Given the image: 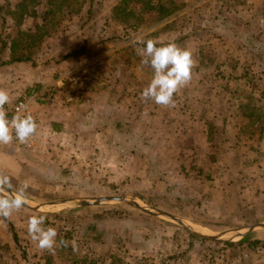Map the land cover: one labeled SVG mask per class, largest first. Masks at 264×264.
<instances>
[{
  "label": "rangeland",
  "instance_id": "1",
  "mask_svg": "<svg viewBox=\"0 0 264 264\" xmlns=\"http://www.w3.org/2000/svg\"><path fill=\"white\" fill-rule=\"evenodd\" d=\"M36 1L38 3L34 5L33 11L38 17L35 18L32 14L26 13L27 15L25 14L20 22L22 0H0L2 9L0 47H16L15 52L13 51V59L16 56L27 55H31L32 59L34 57L40 59L45 53V57L49 55L61 57V47L76 49L87 45L89 50L85 56L69 58L61 67L57 66L55 69H58L57 73L62 76V79H66V84L69 83L68 90L71 97L67 103L80 105V113L82 117L87 116V120L90 117L89 111L92 110V113L96 115L92 116V119L96 118L95 124L91 126L93 130L103 124L97 120L99 116L109 119V122L111 120L109 117H114V124L120 125V108L118 111L111 112L105 108L104 101L93 102L90 95L94 93L93 91L101 93L106 85L113 86L114 91L120 90L121 76L124 74L125 78H129L131 75L123 66L122 59L125 56H128V62L133 66L132 71L137 73V76L145 80L151 76V68L141 64L140 49L136 50L137 47H143L137 42L138 38L155 39L162 43L175 42L182 48L190 49L193 56L201 54L217 59L215 57L218 52L201 51L203 45L197 38L200 36L199 33L196 37L172 35L173 29L177 28V26L172 28V14L162 17L158 11L150 10L152 6L156 8L159 2H164L169 7L171 4L172 9L173 1L179 10H183L186 8L184 5L192 8L207 5L209 0H96L91 7L90 2L87 1L81 11L76 0H67L66 6L69 4L70 9L58 8L59 11L55 17L57 23L53 27L46 26L48 34L44 35L40 42L35 43V40L27 35H40L37 28L41 25V17L48 8L47 0ZM180 23L187 24L183 21ZM213 38H216V35ZM196 43L199 48L195 49ZM30 47L33 48L30 49ZM138 62L144 70L139 67ZM55 69L51 68V71L56 73ZM213 69L212 64H205L202 69L204 78L199 80L196 90L200 88L201 91L210 94L220 88V83L208 79L215 73L216 77L221 79L219 78L220 67L218 66L215 72ZM111 72L112 83H102L101 78H109ZM194 74L193 68L192 76ZM148 84V82L144 83L142 87L145 88ZM127 86L136 91L135 83ZM185 87L187 86L181 89ZM129 88L126 91L133 93ZM40 91L36 93L40 95ZM26 96L28 93L23 97ZM256 105L264 107V101ZM132 126L128 124L123 128L122 133L118 132L119 135L116 137L125 142L138 141L136 136L131 138ZM134 132L136 133V130ZM110 138L114 137L111 135ZM116 141L115 139L114 142ZM134 143L131 146H136ZM150 144L145 141V144H139L137 149L144 151L146 156L154 151H160V142L155 147ZM212 150L214 149L211 145L208 153L204 152L208 155L204 162L207 168L213 169L210 170L213 179L204 177L203 183L188 181L184 186H180L181 195L178 199L176 198L178 192L170 193L172 171L164 163L157 164L152 174L141 172L139 176L132 173L128 179H125L119 167L107 170L104 166L97 164L100 167L98 170L74 163L65 168L40 155L30 157L28 154L27 156L17 153L20 152L17 150L0 149V174L11 177V190L18 192L24 189L25 198L37 204L64 199L92 200L129 196L149 206L186 218L205 234H217L249 226L241 218L240 220L238 218L240 222L237 224L236 218L241 210L250 209L251 206L255 207L253 211L255 215L252 216L251 222L253 219L256 223L250 226L263 222L264 154L259 157L251 154L249 158L253 156L254 162L252 161V164L247 167L239 164L238 157L228 164H218L223 163V160ZM251 152L253 150L249 153ZM213 153L215 155L213 159L218 162L216 165H213V159L206 161ZM51 159H57V157H51ZM218 165L220 173H225L224 177L229 174L230 178H234L230 186L229 184L221 185L219 182ZM147 166L146 164L145 169ZM189 166L194 169L197 165L188 164ZM195 174H197L196 171ZM195 174L192 175L196 176ZM211 189L224 192L226 197L210 194ZM160 190L165 193L158 194L157 191ZM236 195H241L238 196V204ZM0 197L3 196L0 195ZM248 213L251 215L250 211ZM34 215L44 216L45 226L57 229V245L54 250L41 249L29 235L28 221ZM10 224L14 226L13 230ZM15 236H17L16 244L13 241ZM191 236L194 235L165 219L128 205L106 204L79 209L65 206L55 213L37 212L23 206L8 217L0 215V264H70L71 261H79V264H185L191 260L190 253L200 254L193 257L191 264H264V247L260 246L253 251L247 243L256 240L264 241V230L255 231L236 243L208 240L201 242L199 240L201 238ZM227 244H233V246ZM2 252L7 256H4ZM187 253L190 257H186ZM135 258L137 259L134 260Z\"/></svg>",
  "mask_w": 264,
  "mask_h": 264
},
{
  "label": "crops",
  "instance_id": "2",
  "mask_svg": "<svg viewBox=\"0 0 264 264\" xmlns=\"http://www.w3.org/2000/svg\"><path fill=\"white\" fill-rule=\"evenodd\" d=\"M209 1H206L209 2L207 5L192 8L184 5L186 8L172 15V28L177 26L172 35L196 37L199 33L197 38L203 45L201 51L218 52L216 60L201 54L193 56L195 74L187 87L175 94V106L158 105L142 98V84L150 82L152 71L148 80L140 78L132 71L133 66L128 62V56L122 60L127 73L131 75L129 78H125L124 74L121 76L119 91H114L113 86L109 85L103 87L104 93L91 89L95 93L90 95L93 102L104 101L105 108L111 112L120 108V125L114 124V117H109V122V119L99 116L97 120L103 124L93 130L91 126L95 124L96 118L92 119V116L96 115L92 110L89 111L90 117L87 120V116L82 117L80 113V105L67 103L71 97L69 83L66 84V79H62L55 68L61 67L69 59L66 55L72 51L71 47H61V57H45V53L40 59L34 57L22 62L13 61V47H4V50L0 47V89L7 90L11 97L9 105L4 106L5 109H11L36 85L42 88L40 95L49 89L54 92L51 102L46 105L38 102L32 106L34 118L38 122L36 148L33 151L0 149L17 150L20 151L17 153L28 154L30 157L40 155L65 168L74 163L98 170L100 167L97 164L107 170L119 167L125 179L132 173L139 176L141 172L152 174L157 164L164 163L172 171L170 193L178 192L177 199L181 195V185L184 186L188 181L203 183L204 177L207 178L210 170H213L207 168L204 162L208 156L204 152L208 153L211 145L214 149L212 151L223 160V163L216 162L213 153L206 160L213 159V165L228 164L235 157H238L242 166L251 165V154L257 157L264 154V136H261L260 126L250 125L246 116V107L252 106L249 97L256 103L264 101V0ZM182 21L187 24L180 23ZM214 35L216 38H213ZM197 45L196 43L195 49L199 48ZM140 48L137 47L136 50ZM53 64L56 65L52 67ZM205 64H212L214 72L219 66L221 72L220 80L216 73L208 77L213 82L220 83V88L210 94L200 88L196 90L199 80L204 78L202 69ZM139 67L144 70V67ZM121 71L124 73L123 69ZM110 75L100 81L104 84L112 83V72ZM133 83L137 85L136 91L127 86ZM128 88L133 93L126 91ZM128 124L133 125L131 138L136 136L138 141L125 142L116 137ZM111 135L113 139L110 138ZM145 141L150 142L152 147L160 142V151L146 156L144 151L137 149ZM133 142L136 144L134 147L131 146ZM251 150L253 152L249 153ZM92 152L95 154H90ZM146 164L148 166L145 169ZM188 164L197 166L192 169ZM219 167L218 165V169ZM224 174L221 172L218 177L221 185L225 186L234 178H230L229 174L224 177ZM211 190L210 194L226 197L224 192ZM157 192L165 193L161 190ZM13 241L16 244L14 239ZM2 254L7 256L3 252ZM190 254L192 257L188 253L186 257L191 260L185 264H191L193 257L200 255ZM70 264H79V261H71Z\"/></svg>",
  "mask_w": 264,
  "mask_h": 264
},
{
  "label": "clouds",
  "instance_id": "3",
  "mask_svg": "<svg viewBox=\"0 0 264 264\" xmlns=\"http://www.w3.org/2000/svg\"><path fill=\"white\" fill-rule=\"evenodd\" d=\"M143 47L139 50L141 64L152 70L149 84L142 90L141 96L146 101L158 105L175 106L174 96L179 89L187 85L192 78L195 66L193 52L182 48L175 42L162 43L155 39H140ZM9 92L0 89V144L8 145L14 140L27 143L38 129L33 116L27 112L17 113L9 118L5 105L10 102ZM0 187L5 190L12 187L11 177L0 174ZM25 204L24 189L9 196L0 197V215L10 216ZM44 216H32L28 221V232L41 249L54 250L58 232L55 227L45 226Z\"/></svg>",
  "mask_w": 264,
  "mask_h": 264
},
{
  "label": "trees",
  "instance_id": "4",
  "mask_svg": "<svg viewBox=\"0 0 264 264\" xmlns=\"http://www.w3.org/2000/svg\"><path fill=\"white\" fill-rule=\"evenodd\" d=\"M89 1L90 2V7L92 6L93 2H95L96 0H76L77 6H80V11L83 9L82 7L84 6V4ZM38 3V1L36 0H22L20 7L22 8L21 12L19 15H21L20 22L24 19L25 14L26 13H30L32 14L33 17H38L37 13H35V11H33V7L34 5H36ZM67 0H47L46 2V6L48 7L47 10L44 12L43 16L41 17V25L37 28L38 33L40 32V35L36 34L34 36H30L27 35L30 39L35 40L34 42H40L41 39L43 38L44 35L48 34V31L46 30V26H50L53 27L57 21L55 19V17L57 16L56 13H58L59 9H70V5L68 4V6H66ZM171 3V1H170ZM91 9V8H90ZM1 6H0V12H1ZM149 10V9H148ZM150 10H156L158 11V13L162 16V17H167L169 15H173L175 12H177L179 10V8H177L176 3H174L172 1V9H171V4L170 7L164 3V2H159L158 6L155 8L154 6L151 7ZM61 11V10H60ZM23 12V13H22ZM1 14V13H0ZM27 15V14H26ZM25 36V35H22ZM6 44V43H4ZM5 46L2 47V50H4ZM33 47H30V49H32ZM15 49H17L16 47H13V51L15 52ZM89 48L87 47V45H84L82 47L76 48V49H72V51H70L68 53V55H66V58H70V57H83L87 54ZM32 60V56L31 55H27L25 57L23 56H16L15 59H13V61H18V62H22V61H30ZM42 88L38 85L32 87V89H30L28 91V96L32 95L33 93H36L38 91H40ZM54 96L53 90H47L45 92H43L41 95L38 96V101L39 103L42 104H46L47 102H49L51 100V98ZM250 103L252 106L250 107H246V116L249 119V124L250 125H259L260 126V133L261 136H264V107L263 106H257L256 102H253L252 97H249ZM262 101V100H260ZM262 139V137H261ZM212 162H214L212 160ZM208 179H211V175L209 174L207 176ZM229 182V186H230ZM238 196L241 195H236L235 198L236 199V203H239V199ZM254 206H251L250 209H245V210H241V212L238 214V217L236 218L237 224H239L238 222V218L240 220L245 221V224H254L256 223L255 221L251 222V218L252 216L254 217L255 212L254 211ZM251 213V215H249V212ZM235 221V223H236ZM228 224H232V223H228ZM11 229H14V226L12 224H10ZM192 238H197L195 236H191ZM15 242H17V236L14 237ZM199 239V238H198ZM201 242H204L205 240L203 239H199ZM248 246L251 250L255 251L258 247H264V241L261 240H256V241H250L247 242ZM228 246H233V244H227Z\"/></svg>",
  "mask_w": 264,
  "mask_h": 264
},
{
  "label": "water",
  "instance_id": "5",
  "mask_svg": "<svg viewBox=\"0 0 264 264\" xmlns=\"http://www.w3.org/2000/svg\"><path fill=\"white\" fill-rule=\"evenodd\" d=\"M15 193V191L10 188L5 190L0 187V195L9 196ZM106 204H122L134 207L144 213L150 214L155 217H159L162 219L171 222L173 225H176L189 233L193 234L196 237H199L204 240L212 241V242H223V243H236L241 242L252 233L258 230H264V221L257 223L255 225L243 226L239 228H235L229 231L217 233V234H205L202 232L199 227L191 222L190 220L170 214L156 207L149 206L143 203L141 200L131 198L129 196H121V197H104L97 199H64L59 201H54L50 203L37 204L29 199L25 198L24 206L28 209L37 211V212H58V209L65 206H72L74 209L85 208L90 206H100Z\"/></svg>",
  "mask_w": 264,
  "mask_h": 264
},
{
  "label": "built area",
  "instance_id": "6",
  "mask_svg": "<svg viewBox=\"0 0 264 264\" xmlns=\"http://www.w3.org/2000/svg\"><path fill=\"white\" fill-rule=\"evenodd\" d=\"M38 96H39L38 93H35L26 97H22L20 100H18L15 103V105L11 109H5L8 113L9 118L16 115L17 113H23V112H27L31 114L34 118L32 106L39 102ZM35 121L37 122L36 119ZM36 143H37V132L33 137H31V139L27 143L20 144L19 142L14 140L11 144L8 145L0 144V148H13V149H20L25 151H33L36 148Z\"/></svg>",
  "mask_w": 264,
  "mask_h": 264
}]
</instances>
